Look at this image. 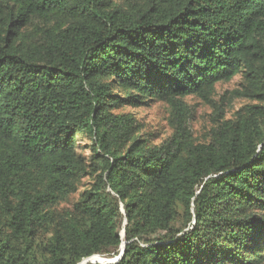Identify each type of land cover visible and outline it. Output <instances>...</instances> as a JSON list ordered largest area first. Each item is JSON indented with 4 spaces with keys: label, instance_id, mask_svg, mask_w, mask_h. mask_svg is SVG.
Instances as JSON below:
<instances>
[{
    "label": "trees",
    "instance_id": "16d2710c",
    "mask_svg": "<svg viewBox=\"0 0 264 264\" xmlns=\"http://www.w3.org/2000/svg\"><path fill=\"white\" fill-rule=\"evenodd\" d=\"M89 258L264 264V0H0V264Z\"/></svg>",
    "mask_w": 264,
    "mask_h": 264
},
{
    "label": "rangeland",
    "instance_id": "374dc122",
    "mask_svg": "<svg viewBox=\"0 0 264 264\" xmlns=\"http://www.w3.org/2000/svg\"><path fill=\"white\" fill-rule=\"evenodd\" d=\"M239 83L240 77L238 76L229 83L218 84L215 89L216 94L212 99L215 102H219L221 95H223L224 93H230L233 90L237 89ZM227 97H229V94L227 95ZM184 102L190 109L191 119L189 122V127L195 136L200 137L202 136V133L205 132V127L209 123V114L211 112L210 108L206 103L194 97H187L184 99ZM240 105L241 102L235 100L231 106H228L227 110L229 112H233L234 110L238 109ZM121 111L134 115L139 127H141L142 134L151 135L150 139H152L154 144L161 143L162 141L168 139L172 134L167 122L169 115L167 106L165 104L151 103L147 107H126ZM81 142L82 148H84L87 144V141L82 139ZM83 154L88 156V151H83ZM91 181V179H84L82 181L83 186L82 188H80V191L87 187L88 183H90ZM87 262L103 263L105 261L98 258H90Z\"/></svg>",
    "mask_w": 264,
    "mask_h": 264
},
{
    "label": "water",
    "instance_id": "95a60500",
    "mask_svg": "<svg viewBox=\"0 0 264 264\" xmlns=\"http://www.w3.org/2000/svg\"><path fill=\"white\" fill-rule=\"evenodd\" d=\"M90 259V258H89ZM89 259H87L86 261H84L82 264H85ZM99 263V262H98ZM104 263V262H103ZM105 263H109L108 261Z\"/></svg>",
    "mask_w": 264,
    "mask_h": 264
}]
</instances>
